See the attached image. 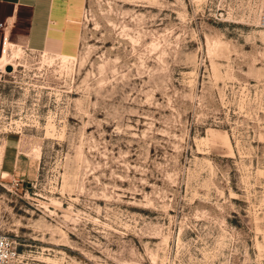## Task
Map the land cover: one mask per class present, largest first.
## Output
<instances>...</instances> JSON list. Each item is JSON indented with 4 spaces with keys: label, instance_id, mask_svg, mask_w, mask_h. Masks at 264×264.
Here are the masks:
<instances>
[{
    "label": "rangeland",
    "instance_id": "rangeland-1",
    "mask_svg": "<svg viewBox=\"0 0 264 264\" xmlns=\"http://www.w3.org/2000/svg\"><path fill=\"white\" fill-rule=\"evenodd\" d=\"M261 1L86 0L73 59L0 20L19 264H264ZM16 152L28 175L8 174Z\"/></svg>",
    "mask_w": 264,
    "mask_h": 264
},
{
    "label": "crops",
    "instance_id": "crops-1",
    "mask_svg": "<svg viewBox=\"0 0 264 264\" xmlns=\"http://www.w3.org/2000/svg\"><path fill=\"white\" fill-rule=\"evenodd\" d=\"M85 2L86 0H0V5L8 8L0 20L26 48L74 57L73 53L79 42V20ZM12 156L8 154V174L29 173L27 162H23L18 152Z\"/></svg>",
    "mask_w": 264,
    "mask_h": 264
},
{
    "label": "built area",
    "instance_id": "built-area-1",
    "mask_svg": "<svg viewBox=\"0 0 264 264\" xmlns=\"http://www.w3.org/2000/svg\"><path fill=\"white\" fill-rule=\"evenodd\" d=\"M257 18L260 26L264 27V0L257 8ZM19 242L5 230L0 229V264H19Z\"/></svg>",
    "mask_w": 264,
    "mask_h": 264
},
{
    "label": "bare ground",
    "instance_id": "bare-ground-1",
    "mask_svg": "<svg viewBox=\"0 0 264 264\" xmlns=\"http://www.w3.org/2000/svg\"><path fill=\"white\" fill-rule=\"evenodd\" d=\"M5 36H6V38H5V41H4L2 53L0 54V67H2V70L5 71V67L4 66L6 64H9V65L12 66V68L14 70L15 69V65L8 61V46L10 45L11 41L8 38V34H6ZM62 58L73 59V57H66V56H62ZM3 174H5V173H3Z\"/></svg>",
    "mask_w": 264,
    "mask_h": 264
},
{
    "label": "water",
    "instance_id": "water-1",
    "mask_svg": "<svg viewBox=\"0 0 264 264\" xmlns=\"http://www.w3.org/2000/svg\"><path fill=\"white\" fill-rule=\"evenodd\" d=\"M6 69L10 70L11 69V66L10 65L6 66Z\"/></svg>",
    "mask_w": 264,
    "mask_h": 264
}]
</instances>
